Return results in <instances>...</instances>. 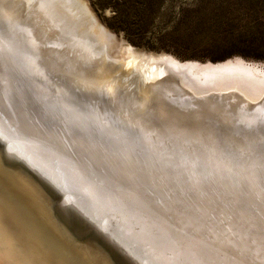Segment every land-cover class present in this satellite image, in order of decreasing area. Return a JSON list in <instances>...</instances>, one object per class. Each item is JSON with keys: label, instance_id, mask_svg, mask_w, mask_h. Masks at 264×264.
Returning a JSON list of instances; mask_svg holds the SVG:
<instances>
[{"label": "bare ground", "instance_id": "obj_1", "mask_svg": "<svg viewBox=\"0 0 264 264\" xmlns=\"http://www.w3.org/2000/svg\"><path fill=\"white\" fill-rule=\"evenodd\" d=\"M55 2L83 23L91 49L100 39L110 49L119 42L87 0ZM46 11L40 19L52 30ZM74 29L65 32L77 38ZM65 32L57 42L70 47ZM37 50L32 59V51L19 56L23 63L0 59V264H264V168L237 161L240 151L264 152L261 138L237 127L240 111L264 105V77L225 66L191 76L171 68L167 81L183 103L163 108L151 99L127 108L116 101L123 79L111 82L104 72V51L99 75L63 71L56 85L62 95L48 89L38 60L46 62L47 51ZM24 63L43 68L27 72ZM232 90L238 92L195 96ZM174 114L179 128L193 129L189 135L170 128L178 127Z\"/></svg>", "mask_w": 264, "mask_h": 264}, {"label": "rangeland", "instance_id": "obj_2", "mask_svg": "<svg viewBox=\"0 0 264 264\" xmlns=\"http://www.w3.org/2000/svg\"><path fill=\"white\" fill-rule=\"evenodd\" d=\"M0 1V16H2L0 17V37L3 38V36H5L6 38V40H0V47L6 46L13 55L12 57L8 54L6 50L5 52H3L2 49L0 51V59L1 57H5L7 54L11 57V61L14 62L16 58L15 62H21L22 60L21 63H23V59H21L19 56H24V58L29 57V55L31 56V54L39 56L38 54L41 53H38L39 51L37 49L42 52L44 51V55L47 53L44 56V58L46 57L45 59L47 61L45 60L46 62H44L42 59L38 60L40 62L42 61V65H44L45 67L49 64L46 68L38 66L37 63L36 65H29L24 63L27 67L24 66L23 69L25 71H30L32 68L34 69V65L37 68H43L45 70L44 76L49 82L48 85H51V88L48 89H55L62 95H64L65 93L64 90H59L56 85L59 83V79L65 80L66 77L63 75V71L69 69L76 76H82V74L87 73L88 75H99L103 73H99L100 65L102 64L98 63V60L102 61V54H99V49L100 51H104V53L106 54V56H104V64H106L105 71L103 69L102 70L107 73V75L110 77L109 80L111 79V82H115L118 81L120 77L123 79V82L119 88V92L120 90L121 92L117 95L116 101H120L119 103H122L121 105L126 106L127 108L132 107V105L134 106L139 103H142L144 100L151 99L156 102L155 105L163 108L167 107L170 104V101H172L174 105H179L180 103H183L179 95L178 88L176 85H174L175 83H168L167 81V79H169V76H171L169 75V69L171 68L177 74H186L188 76H191L196 72V74H201V68L207 65L225 66L224 68L251 71L259 75L260 77H264V0H87L90 7L93 9V11L101 20V22L106 25L113 34H115L117 41H119L115 44V47L117 46L116 48L114 47L110 49L107 45L108 43H106L104 39H100L98 44L94 45V49H96V54L94 49H91L90 47L93 46L94 42H90V40L88 41L87 37L83 34L82 30L85 29L83 27V23L78 24V18L76 16L68 15L66 13L67 11L65 8V4L62 5V3H60V0ZM55 1H58L60 3V6L62 8L60 11H57ZM19 2L20 4H18ZM39 7H41L42 10L44 9V11L47 10L45 15L47 13L48 14L46 15L45 19L47 20L46 22L53 27V31L49 29L47 25V28L43 27L44 22L40 19L41 15L39 14L42 10ZM2 8H4V10ZM39 9L40 11L36 12V10ZM11 13L13 14L11 15ZM14 14H17V16H14ZM64 14L67 16L64 17ZM14 22L15 24H13ZM11 25H14L12 26L14 28L17 25L18 26L16 27V29H14L11 27ZM69 25L70 27L72 26L75 28L74 31L76 35L79 34L77 38L76 36L71 38L69 30V33L65 32L67 31ZM12 30H14V32ZM3 32L5 33V35ZM20 32H22L23 34ZM64 32L67 34V37L70 35V37H68L70 38V47H66V45H60L58 44L59 42H57V40L60 38L58 36ZM12 33H16V36ZM28 33L30 35H28ZM8 35L10 36V38ZM17 35H22L23 37H17ZM24 35H26V38L24 37ZM47 37H49L48 40L46 39ZM54 37L56 38V41L54 40ZM14 38H16V40ZM82 38H85V40L87 41ZM31 39H33V41ZM36 39L38 40L36 41ZM80 39L83 41H81ZM30 41L33 43H31ZM38 41L41 42L38 43ZM84 43H86V45ZM31 45H33L34 47ZM32 47L35 49L31 50ZM77 47L80 50H78ZM81 47H83V49ZM87 47L88 51L86 49ZM26 50L28 52H32L29 54ZM20 52L23 55H21ZM85 52H88L87 58L86 56H83L86 55ZM91 53L93 56L91 55ZM74 54L77 56L78 59ZM49 56L51 57V59L49 58ZM157 56H159V59ZM91 57L96 62L93 59L91 60ZM69 59L70 61H72L70 62ZM157 59L158 61H156ZM164 59L165 61H163ZM57 60L58 63H55L57 62ZM84 60L89 61V64L87 62H84ZM62 63H64L65 65ZM96 63L99 65L97 68ZM191 64L194 66L197 65L199 68L196 69L195 67L194 69L190 70L188 68H185L186 66H189ZM154 66L156 68H154ZM120 67L121 69H119ZM126 67L127 70L125 69ZM149 67L152 68L153 74L150 73V71L148 70ZM63 68L64 70H62ZM180 68L181 71L178 70ZM59 69L62 72L60 76L59 74L61 72L59 71ZM185 69H188V71ZM55 70L59 71V74ZM121 71L126 75L123 74ZM118 73L120 74L119 76ZM121 74H123V76ZM150 74H152V78L150 77ZM149 81L151 82V84H149ZM139 91H141L142 93H140ZM197 96L201 97V95ZM259 104H264V97L262 100H260ZM262 106H260L261 108L257 107L253 114L245 113L244 111H242V113H244L242 115L240 111L239 122L241 123H237V127L239 131H242V134L249 136L252 135L251 137L256 139L261 138L264 141V121H262V118L264 120V107ZM224 111L228 112V110ZM260 114L262 117L260 116ZM256 116H258L257 118H259L260 121L256 118ZM172 117L173 121L176 120V123L178 122V127L171 125L170 128L172 127L173 131L176 132L177 135H180L181 133H184L183 135H189L190 132L193 131L192 128H187L188 130L184 129L182 126L179 128V122L182 119L179 118L180 116L176 114L172 115ZM253 119H255L256 121ZM162 127L165 128V126ZM254 127H256V130L253 129ZM259 128L261 130H259ZM237 150H239V148H237ZM239 154L241 159L237 158V161H241V164L243 163V165L245 166L252 165L251 167L255 168H264V152L261 155H255L254 153L244 150L240 151Z\"/></svg>", "mask_w": 264, "mask_h": 264}, {"label": "water", "instance_id": "obj_3", "mask_svg": "<svg viewBox=\"0 0 264 264\" xmlns=\"http://www.w3.org/2000/svg\"><path fill=\"white\" fill-rule=\"evenodd\" d=\"M177 74V73H176ZM177 75H180V74H177ZM234 92H238V91H227V92H215V91H211V92H209V93H205V94H201V97L199 96H197V95H195L196 97H198V98H202V97H205V96H210V95H222V94H229V93H234Z\"/></svg>", "mask_w": 264, "mask_h": 264}]
</instances>
